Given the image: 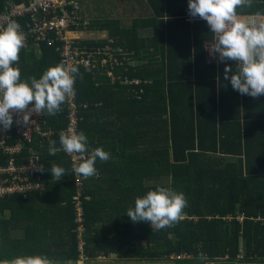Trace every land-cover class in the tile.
<instances>
[{
	"label": "trees",
	"instance_id": "16d2710c",
	"mask_svg": "<svg viewBox=\"0 0 264 264\" xmlns=\"http://www.w3.org/2000/svg\"><path fill=\"white\" fill-rule=\"evenodd\" d=\"M10 1L19 5L30 0ZM146 1L153 14L135 19L129 28L100 20L70 29L106 32L105 40L75 42L89 48L120 46L133 51L140 62L113 69L115 77L141 81L138 87L111 85L104 73L81 67L75 77L78 129L89 135L88 146L101 148V136L91 137L89 130L101 111L111 109L116 120L112 139L118 140L122 156L138 155L133 160L135 169L125 174L126 182L125 175L124 180L100 178V171L98 179H85L79 233L71 207L70 158L64 151L49 155L50 140L61 147L59 133L42 141L40 160L46 171L40 175L46 188L0 198V264L37 255L46 256L50 263L74 264L79 254L92 262L98 256L114 255V259L138 263L264 264V156L253 161L246 156L251 146L248 129L235 121L245 100L233 88L223 91L228 87L223 66L219 69L208 61L202 47L213 34L207 22L186 21L189 0ZM256 1L257 10L247 12L264 16V0ZM6 4L7 0H0V13ZM149 28L153 34L143 37L142 29ZM19 56L13 66L19 68L21 81L33 76L40 79L59 64L54 47L45 44L38 49L29 44ZM140 89L137 98L134 91ZM263 112L258 108L248 118H258ZM45 116L56 129L66 127L64 115ZM124 139L131 141L125 149ZM257 163L262 164L260 172ZM52 164L67 170L58 182L47 171ZM158 187L183 192L188 203L177 225L153 231L150 222L133 223L126 210L134 207L137 197ZM78 233L83 251L77 247ZM200 253L208 257L206 262L199 259Z\"/></svg>",
	"mask_w": 264,
	"mask_h": 264
},
{
	"label": "clouds",
	"instance_id": "9594fccd",
	"mask_svg": "<svg viewBox=\"0 0 264 264\" xmlns=\"http://www.w3.org/2000/svg\"><path fill=\"white\" fill-rule=\"evenodd\" d=\"M253 0H189L190 17L207 22L214 35V43L209 49L213 58L219 62L235 61L237 68L234 74L231 66H226L224 79L230 80L233 90L241 95L259 98L264 95V16L257 13L247 20L241 19L237 8L251 7ZM25 34L15 21L0 30V131L10 130L14 123L27 126L31 116H55L74 95V82L79 69L65 66L63 63L47 69L40 79L35 76L21 81L19 68L14 63L20 59L19 53L25 46ZM30 80V83H29ZM219 82V77H217ZM32 105L29 107V105ZM60 148L56 141H49V155L64 151L72 157V171L84 179L98 175L94 166L99 158L102 162L110 159V153L97 147L88 148V138L84 132H75L71 128L59 134ZM89 153L85 159V153ZM80 160L83 162L77 163ZM35 170L43 173V165ZM52 178L58 182L67 174L61 166L52 164L47 169ZM183 192L168 187H158L137 197L134 207H129L126 214L133 223L150 222L153 231L171 228L183 219V210L187 207ZM199 259L206 262L208 257L200 253ZM4 264H50L46 256L17 257ZM68 264H71L69 261Z\"/></svg>",
	"mask_w": 264,
	"mask_h": 264
},
{
	"label": "built area",
	"instance_id": "2783aa9c",
	"mask_svg": "<svg viewBox=\"0 0 264 264\" xmlns=\"http://www.w3.org/2000/svg\"><path fill=\"white\" fill-rule=\"evenodd\" d=\"M13 21L20 25L25 34L26 40L23 48H27L29 44L36 48L45 44L54 47L58 54L59 64L81 67L87 71L102 72L112 84L119 82L120 85L125 86L138 87L141 85L139 80L121 79L115 77L113 73V69L117 66L135 67L139 65L140 62L133 57V51L111 45L93 46L92 48L79 46L75 42L76 39L71 37V34L75 33L70 31L72 27L77 28L89 24L88 20L82 18L77 1L30 0L27 4L18 5L9 0L5 11L0 13V30ZM186 21L194 24L204 20L188 16ZM73 87L75 92V82ZM141 93V89L138 92L134 91L137 98L140 97ZM31 106L30 104L29 107ZM61 108L62 110L57 115H64L66 127L63 129L58 130L49 125L44 114L36 115L34 113L31 116V124L27 126L17 125L15 121L18 117L14 116L11 129L0 131V198L16 193L26 196L35 192H42L45 189L40 172L33 167V165L39 167L43 163L38 151L31 147V143L34 137L41 138L42 141L48 140L56 133L67 132L69 128L79 133L78 123L81 119L78 117L79 107L76 105V96L74 95L69 101L62 104ZM0 129H2V125H0ZM88 148L91 150L89 146ZM27 149V153H24ZM88 155L89 153L86 152L85 159L88 158ZM2 157H4L3 160ZM69 158L73 188L71 195L73 223L77 224V231L81 233L84 210L82 188L85 179L72 171L73 160L71 156ZM76 162L83 161L77 160ZM79 233L76 236L77 247L83 251V241ZM137 243V245H144L143 242ZM114 258V255L98 256L97 260L100 262V260H113ZM89 262L90 259L86 255L79 254L78 264Z\"/></svg>",
	"mask_w": 264,
	"mask_h": 264
},
{
	"label": "crops",
	"instance_id": "0c3cea01",
	"mask_svg": "<svg viewBox=\"0 0 264 264\" xmlns=\"http://www.w3.org/2000/svg\"><path fill=\"white\" fill-rule=\"evenodd\" d=\"M7 1H9V0H7ZM256 5H258L257 1L255 2V0H253L251 7H243V8L238 7L237 13L241 17V19H244V20H247L251 17H255V15L258 12L248 13L247 10H257L258 7ZM135 10H138L139 11L138 13H142V10H148V14L147 15L141 14V16H137L138 13L135 14L137 17L130 18L131 19L130 25L126 28H129L135 19H146L148 16H151L153 14L152 8L147 3L146 0H140V4L136 7ZM188 16H190L189 12L187 13V15H185V19ZM82 18H84V17L82 16ZM86 20H88V19H86ZM205 22L206 21L198 22V23H205ZM189 24H192V23H189ZM194 24H196V23H194ZM153 32H154L153 28H149V29H145V30L142 29L141 35L143 37L149 36L150 34H153ZM84 33H85V31L75 32V33L71 34V37L75 38L76 40L88 41L89 38L79 39V37L84 36ZM92 33L97 35V37L92 41L105 40L106 39L105 38L106 34L104 32H101V33L92 32ZM143 33H144V35H143ZM102 36H104V37H102ZM213 43H214V35H213V39L211 41H209L207 43L205 41H203V43H202V47L205 50L204 53L207 54L206 57H207L208 61L215 63L219 69H222L221 67L223 66V76H224V71H225L226 66H229V65L231 66V69H232V72L230 73V75L234 74L236 71V68H237V64L235 61L219 62L218 56H217V58H213L211 56L209 49L212 47ZM117 47H120V46H117ZM36 49H38V48H36ZM109 82L112 85L110 80H109ZM226 83L228 84V87L223 88V91H225L227 88L229 90H231L232 87H230V86H232V85L230 83V80L224 79V84H226ZM239 98L242 100H245V101L240 103L239 109H238V112H239L238 118L235 121L238 122V126H246V128L248 129V131L246 132V138H249L250 140L247 141V144H250L251 146L247 150L246 156L250 157L251 160L253 161L254 159H256V157L258 155L264 156V112L258 118L250 119L248 117H249L250 113H252L253 111L257 112L258 108H261L262 110H264V95H261L259 98H252V97L248 96L247 99H244L243 96L240 95ZM110 110L111 109H106V110L101 111L98 115L99 117L93 120V124L91 122H88L94 126V127H91V130H89V133H91V137L93 135H97V134L100 135L101 136V142L103 143L101 145V148H103V150H105L106 152L110 153V159L107 162H102L98 158L94 166L96 167L97 172L98 171L101 172L100 178L116 179V178L121 177L124 180V175L127 173L131 174V172L135 169L136 164L133 160H138V155L133 156V157H131V155L126 156L125 154H124V156L121 155V152H120L121 150L119 148L118 140L114 141L112 139V135L116 129L115 128L116 120L112 114V110L111 111ZM250 124H254L255 126H257V128L249 127L248 125H250ZM87 136L89 137L88 134H87ZM129 140H130V138H129ZM129 140H126V139L123 140V149H125L127 146L131 145V141H129ZM41 143H42V139L38 138V137H34L32 143H31V147H33L34 150L38 151L39 156H41V153L39 152V148L41 147ZM36 145H38V147H36ZM139 150L141 151L140 145H139ZM125 151H127L129 154L132 152L129 150H125ZM257 166H258L257 171L260 172V170L262 169V164L257 163ZM105 176H107V178H105ZM93 178L95 180L98 179L99 173L97 176H94ZM126 181H127V177L125 175V182ZM102 187L104 189L108 188L106 186H102ZM45 188H46V186H45ZM111 254H113V253H111ZM98 262H99V260H94V262H92V260H90V262L88 264H175V263H138V262H130V260H125V262H124V260H120V259H113L107 263H101V262L98 263ZM50 264H68V263H50ZM74 264H78V263L76 262Z\"/></svg>",
	"mask_w": 264,
	"mask_h": 264
},
{
	"label": "rangeland",
	"instance_id": "374dc122",
	"mask_svg": "<svg viewBox=\"0 0 264 264\" xmlns=\"http://www.w3.org/2000/svg\"><path fill=\"white\" fill-rule=\"evenodd\" d=\"M81 4V16L88 19L90 22L100 20H113L119 23L122 28H126L130 25L132 17L141 16V14H148V10H142V13H138L135 10L140 4V0H75ZM138 15L136 16L135 14ZM149 17V16H148ZM101 33V32H99ZM106 39H107V33ZM90 36H89V35ZM144 35V33H143ZM97 35L92 32L85 31L84 36L81 38H89L94 40ZM104 37V36H102ZM107 263V262H104Z\"/></svg>",
	"mask_w": 264,
	"mask_h": 264
}]
</instances>
